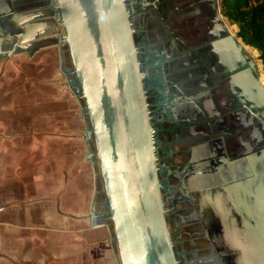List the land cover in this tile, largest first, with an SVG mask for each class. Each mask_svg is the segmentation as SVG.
Listing matches in <instances>:
<instances>
[{
    "label": "flooded vegetation",
    "instance_id": "obj_1",
    "mask_svg": "<svg viewBox=\"0 0 264 264\" xmlns=\"http://www.w3.org/2000/svg\"><path fill=\"white\" fill-rule=\"evenodd\" d=\"M51 4L52 0H0L1 146L21 138L24 128L31 131L39 114L46 113L37 99L25 115L15 105L18 77L10 79L8 69H21L17 58L32 69L48 62V73L28 78L29 87H19L38 98V81L50 78L55 84L52 97L58 101L48 114L73 111L80 132L73 142L85 148L88 141L93 143L64 30ZM125 5L178 264H264V102L251 98L257 86L246 91L220 59L216 43L226 32L217 18L216 0H125ZM11 10L22 14L20 24L41 37L10 55ZM30 138L35 145L33 134ZM91 146L86 157L94 160ZM3 155L0 151V163ZM4 183L0 175V223L22 221L24 206H42L27 194L33 181L18 182L21 189L14 191L24 197L8 196ZM102 191L105 194L104 187ZM46 201L52 211L44 219L54 223L57 200L54 196ZM33 218L40 219L34 212Z\"/></svg>",
    "mask_w": 264,
    "mask_h": 264
},
{
    "label": "water",
    "instance_id": "obj_2",
    "mask_svg": "<svg viewBox=\"0 0 264 264\" xmlns=\"http://www.w3.org/2000/svg\"><path fill=\"white\" fill-rule=\"evenodd\" d=\"M51 5L56 11L54 19L62 24L86 104L119 262L178 264L167 226L148 101L125 0H52ZM12 13L10 55L16 47L26 48L41 37L20 24L22 14ZM216 13L226 32V37L216 43L221 61L246 91L257 86L251 98L264 102L258 64L224 18L220 0H216ZM83 216L91 219L93 214Z\"/></svg>",
    "mask_w": 264,
    "mask_h": 264
},
{
    "label": "crops",
    "instance_id": "obj_3",
    "mask_svg": "<svg viewBox=\"0 0 264 264\" xmlns=\"http://www.w3.org/2000/svg\"><path fill=\"white\" fill-rule=\"evenodd\" d=\"M45 53L48 50L43 51L48 56ZM17 60L21 69L14 70L12 66L8 69L10 79L18 77L13 94L15 105L25 115L37 99L42 106L40 111L46 113L39 114L31 131L24 128L21 138L0 145V151L4 152L0 163V175L5 179L3 187L8 196L24 197L27 195L14 191L21 189L18 182L33 181L28 187L29 198L41 203L55 196L58 211L54 223L49 224L46 219L37 222L29 204L24 206L22 221L0 223V264H120L106 196L96 180V162L86 157L92 150L91 144L88 141L85 148L73 142V137L80 135L73 111L48 114L58 101L52 97L55 84L50 78L38 81L42 92L38 98L32 97L25 87H19L20 83L29 87L28 78L48 73L50 66L40 64L32 69ZM32 134L35 145L30 138ZM86 214L93 217L86 218L83 216ZM3 230L7 231L5 235Z\"/></svg>",
    "mask_w": 264,
    "mask_h": 264
},
{
    "label": "trees",
    "instance_id": "obj_4",
    "mask_svg": "<svg viewBox=\"0 0 264 264\" xmlns=\"http://www.w3.org/2000/svg\"><path fill=\"white\" fill-rule=\"evenodd\" d=\"M220 7L228 21L237 24L246 47L259 50L264 64V0H220Z\"/></svg>",
    "mask_w": 264,
    "mask_h": 264
},
{
    "label": "rangeland",
    "instance_id": "obj_5",
    "mask_svg": "<svg viewBox=\"0 0 264 264\" xmlns=\"http://www.w3.org/2000/svg\"><path fill=\"white\" fill-rule=\"evenodd\" d=\"M224 18L226 19V20H228V18H227V16H225L224 15ZM232 31H233V33L237 36V37H239V39L241 40V41H243V39L240 37V36H238V34H237V31H238V26H237V24H235V23H232ZM244 42V41H243ZM243 42H242V44H243ZM247 44V43H246ZM249 45V44H248ZM253 47V46H252ZM255 48V47H254ZM247 52H248V54H250L254 59H255V61H256V63L258 64V69H259V75H260V78H261V80L264 82V68H262L263 66H262V59L259 57L260 56V52H259V50L256 48V50H257V52H255L254 51V49H252V48H248V49H245ZM23 62V64H26L28 67H30L31 65L30 64H28V62H26V60L25 61H22ZM40 64H48V62H46V61H42V62H40ZM38 76V73H37V75H35V78ZM64 107H67L66 105L64 106ZM89 125H90V123H89ZM91 128V127H90ZM91 135H90V137L92 136V133H90ZM93 143L91 144V145H94L93 147H95V142H94V140L92 139L91 140ZM93 149H95V148H93ZM93 161H95L96 163V169H95V172H96V180L98 181V186H100L102 189H103V185H102V180H101V175H100V173L98 172V160H97V154L95 153V159L93 160ZM100 187L99 188H97V190L99 191L100 190ZM102 194H103V192H102ZM104 195H106V194H104ZM43 203H45V206H39L38 204V206H36V208L35 209H32V206H31V212H32V216H33V212H34V214H35V216L38 218V215H39V217H40V219H44V217H48L47 216V213H48V210L50 211H52V209H48V206H49V202H42V204ZM105 204H106V207L108 206L107 205V202H105ZM52 208V207H51ZM44 210V211H43ZM52 215H53V213H51ZM36 221L38 222L39 221V219H36ZM113 233H114V230H113ZM115 235V234H114Z\"/></svg>",
    "mask_w": 264,
    "mask_h": 264
},
{
    "label": "bare ground",
    "instance_id": "obj_6",
    "mask_svg": "<svg viewBox=\"0 0 264 264\" xmlns=\"http://www.w3.org/2000/svg\"><path fill=\"white\" fill-rule=\"evenodd\" d=\"M243 42V41H242ZM243 46H244V48L245 49H248L247 47H249L247 44H245L244 42H243ZM247 46V47H246ZM252 48V47H251ZM255 50V49H254ZM263 68V67H262Z\"/></svg>",
    "mask_w": 264,
    "mask_h": 264
}]
</instances>
